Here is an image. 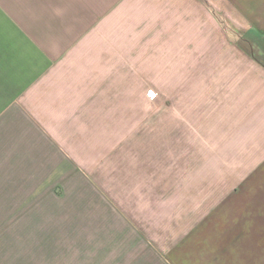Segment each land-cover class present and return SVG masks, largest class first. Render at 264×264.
Here are the masks:
<instances>
[{"label":"crops","instance_id":"0c3cea01","mask_svg":"<svg viewBox=\"0 0 264 264\" xmlns=\"http://www.w3.org/2000/svg\"><path fill=\"white\" fill-rule=\"evenodd\" d=\"M121 39L159 41L177 71L207 72L197 115L223 142L191 176L115 168L105 181ZM258 56L264 0H0V264H264ZM73 198L89 221L57 235L55 201Z\"/></svg>","mask_w":264,"mask_h":264},{"label":"rangeland","instance_id":"374dc122","mask_svg":"<svg viewBox=\"0 0 264 264\" xmlns=\"http://www.w3.org/2000/svg\"><path fill=\"white\" fill-rule=\"evenodd\" d=\"M217 20L224 30L232 29L221 17L217 16ZM243 42L249 49L252 42L259 41L249 38L250 45ZM158 46L159 41L153 40H120L119 71L113 72L114 80L119 83V115H113V127L117 125L119 129L120 151L108 153L109 159L117 162L104 169V179L111 188L115 168L123 175L135 169L136 175L150 170L172 178L177 174L184 178L191 176L193 164L207 159L208 144L223 142V136L209 135L208 116L197 115L198 111L206 110L202 100L208 97L207 72L177 71L178 57L161 55ZM190 58L183 57L184 63L190 62ZM258 58L264 61V57ZM109 74L105 72V78ZM195 82L197 88H194ZM202 85L205 87H200ZM108 90L110 93L111 88L105 87V96ZM104 117L105 126H111L110 118ZM104 139L106 147L112 137L105 135ZM89 186L95 191L94 181ZM72 195L76 196L74 190ZM138 202L143 203L142 198ZM55 203L57 214L50 217L49 223L55 226L57 235L63 236L66 226L78 225L82 219L89 221V216L81 215V199L56 200Z\"/></svg>","mask_w":264,"mask_h":264},{"label":"trees","instance_id":"16d2710c","mask_svg":"<svg viewBox=\"0 0 264 264\" xmlns=\"http://www.w3.org/2000/svg\"><path fill=\"white\" fill-rule=\"evenodd\" d=\"M243 41H244L243 39H241V38L239 39V42L242 43V44L244 43Z\"/></svg>","mask_w":264,"mask_h":264}]
</instances>
